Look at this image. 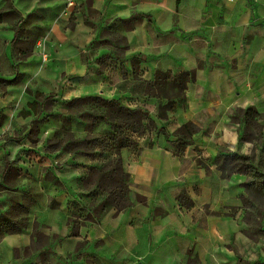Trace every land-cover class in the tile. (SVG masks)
<instances>
[{"label": "crops", "instance_id": "obj_1", "mask_svg": "<svg viewBox=\"0 0 264 264\" xmlns=\"http://www.w3.org/2000/svg\"><path fill=\"white\" fill-rule=\"evenodd\" d=\"M77 99L146 127L96 131ZM0 264H264V0H0Z\"/></svg>", "mask_w": 264, "mask_h": 264}, {"label": "trees", "instance_id": "obj_2", "mask_svg": "<svg viewBox=\"0 0 264 264\" xmlns=\"http://www.w3.org/2000/svg\"><path fill=\"white\" fill-rule=\"evenodd\" d=\"M183 75H186L188 78H192L193 76V71H186L183 73H180L177 77H175L180 84L184 85V79L182 78ZM146 92L147 94H155L150 81H147V87H146ZM102 101H106L103 99H100ZM110 104H113L114 107L117 109V112L115 113V116L117 117L118 124H114L113 127L116 128L117 130L121 131V128L124 127L125 129H130L134 132L140 133L143 131L146 127L144 119L147 115V112L143 110L140 107H135V108H130L128 106L123 105L119 101L113 99L106 101ZM172 106V99L168 98L167 102L162 104H159V114L161 116L166 115V110L169 109ZM259 119V114L252 108V107H247L243 115L241 116V122L244 124L243 132L244 136L247 138L254 139L255 137L253 136V132L250 130L249 125L254 124L258 127V130H260V125L256 122V120ZM111 130H114L111 128ZM178 138L177 141L180 142H189L191 141V132L187 128L186 125H182L181 127L178 128ZM222 158L221 161L219 162V166L222 169L223 174L228 173L232 169H240L242 165H247L246 163V155L244 154H239L236 152H230V151H224L222 153ZM231 161H236V168H231L229 169L227 166L228 164L231 163ZM238 166V167H237ZM116 169L118 170V163L116 166ZM120 179L116 178V181H120V185L116 184L115 190L111 189L106 194V202L112 203L117 207L120 206H125L128 203L122 202L121 198L124 196V192L129 191L128 188L125 185L126 181V174L123 172H119ZM119 186V187H118Z\"/></svg>", "mask_w": 264, "mask_h": 264}, {"label": "rangeland", "instance_id": "obj_3", "mask_svg": "<svg viewBox=\"0 0 264 264\" xmlns=\"http://www.w3.org/2000/svg\"><path fill=\"white\" fill-rule=\"evenodd\" d=\"M72 110L78 114L80 117L86 120V125L89 128H94L96 131L114 132L117 133V127L114 128V124H118L117 117L115 113L117 109L113 104L100 99H77L71 103ZM113 128L114 130H111ZM250 130L253 132V136L257 138L258 127L254 124L249 125ZM237 162L231 161L228 164V168H236ZM238 167V166H237ZM241 168V167H240ZM139 195L132 193L130 191L124 192L122 202L128 203L130 200L139 199Z\"/></svg>", "mask_w": 264, "mask_h": 264}, {"label": "built area", "instance_id": "obj_4", "mask_svg": "<svg viewBox=\"0 0 264 264\" xmlns=\"http://www.w3.org/2000/svg\"><path fill=\"white\" fill-rule=\"evenodd\" d=\"M73 4V0H66V6H70V5H72ZM45 55L43 54V57H44Z\"/></svg>", "mask_w": 264, "mask_h": 264}]
</instances>
